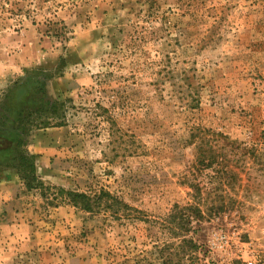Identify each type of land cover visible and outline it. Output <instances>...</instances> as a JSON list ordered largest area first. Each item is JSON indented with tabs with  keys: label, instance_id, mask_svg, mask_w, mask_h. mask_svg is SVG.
I'll return each mask as SVG.
<instances>
[{
	"label": "rangeland",
	"instance_id": "1",
	"mask_svg": "<svg viewBox=\"0 0 264 264\" xmlns=\"http://www.w3.org/2000/svg\"><path fill=\"white\" fill-rule=\"evenodd\" d=\"M0 136V264H264V0H0Z\"/></svg>",
	"mask_w": 264,
	"mask_h": 264
},
{
	"label": "trees",
	"instance_id": "2",
	"mask_svg": "<svg viewBox=\"0 0 264 264\" xmlns=\"http://www.w3.org/2000/svg\"><path fill=\"white\" fill-rule=\"evenodd\" d=\"M1 137V136H0ZM5 140V138H1ZM24 142L23 139H20L18 141V145H22ZM2 143V140H0V144ZM1 147V145H0ZM2 148V147H1ZM23 161H29V169L33 173L35 172V165L33 158L30 157L26 154L21 155ZM59 190L66 194V199L68 200L69 204H72L73 206L80 207L84 210H93L95 207H106V208H111L113 207L117 202V198L113 196L111 193L108 191H105L103 189L99 191H95L93 193H88V192H82L79 190H66L64 188H59Z\"/></svg>",
	"mask_w": 264,
	"mask_h": 264
}]
</instances>
